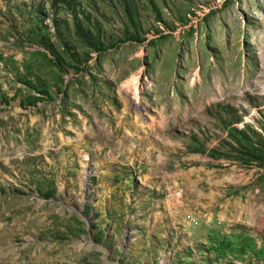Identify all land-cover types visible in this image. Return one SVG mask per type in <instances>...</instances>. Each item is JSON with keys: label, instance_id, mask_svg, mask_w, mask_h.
Returning <instances> with one entry per match:
<instances>
[{"label": "rangeland", "instance_id": "obj_1", "mask_svg": "<svg viewBox=\"0 0 264 264\" xmlns=\"http://www.w3.org/2000/svg\"><path fill=\"white\" fill-rule=\"evenodd\" d=\"M0 264H264V0H0Z\"/></svg>", "mask_w": 264, "mask_h": 264}, {"label": "bare ground", "instance_id": "obj_2", "mask_svg": "<svg viewBox=\"0 0 264 264\" xmlns=\"http://www.w3.org/2000/svg\"><path fill=\"white\" fill-rule=\"evenodd\" d=\"M139 80L140 79L138 77H133L125 83L126 91L124 94L123 101L128 102V106L130 108H132L134 110V112H136L137 116H141V118H140V121H141L142 117H146L148 110H147V107L144 104H142V102L140 100L141 99V91H140V86H139ZM153 120L154 119L151 120V123H153ZM149 124H150V122H149ZM150 126H151V124H150ZM151 129L153 130V128H151ZM149 131H150V129H149ZM45 134L48 137V131H46ZM86 164L87 163H85L84 165H86Z\"/></svg>", "mask_w": 264, "mask_h": 264}, {"label": "trees", "instance_id": "obj_3", "mask_svg": "<svg viewBox=\"0 0 264 264\" xmlns=\"http://www.w3.org/2000/svg\"><path fill=\"white\" fill-rule=\"evenodd\" d=\"M97 50H99V48H96ZM100 51V50H99Z\"/></svg>", "mask_w": 264, "mask_h": 264}]
</instances>
